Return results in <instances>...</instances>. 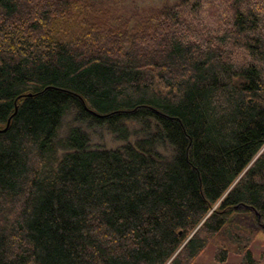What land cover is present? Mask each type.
<instances>
[{
  "label": "trees",
  "instance_id": "obj_1",
  "mask_svg": "<svg viewBox=\"0 0 264 264\" xmlns=\"http://www.w3.org/2000/svg\"><path fill=\"white\" fill-rule=\"evenodd\" d=\"M106 1L0 0V264H257L264 0Z\"/></svg>",
  "mask_w": 264,
  "mask_h": 264
},
{
  "label": "rangeland",
  "instance_id": "obj_2",
  "mask_svg": "<svg viewBox=\"0 0 264 264\" xmlns=\"http://www.w3.org/2000/svg\"><path fill=\"white\" fill-rule=\"evenodd\" d=\"M180 1L181 0H107L106 7L110 8L109 14H111V17L114 21H127L130 23V25L135 26L137 24H141L145 16L152 15V13L161 10L163 7L173 6ZM203 16V20L198 18L196 21L199 23V20H201L203 21L202 23L206 25L208 21L206 16ZM212 27V22L208 23L207 28L210 29ZM73 116L74 115L72 114H68L63 119L62 126L59 131L60 138L65 136L69 127L80 126L79 123L73 121ZM82 128L87 130L89 133L90 147L93 149H111L117 148L123 144V142L118 140L114 135L110 134L104 128L87 129L85 125H82ZM131 141H133V138H131ZM218 246L219 245L210 243L206 249L196 258L194 263L219 264L215 261V252ZM249 249L257 264H264V229L261 228L260 234L250 244ZM243 257V254H240L235 249H233L229 252L227 260L222 264H242Z\"/></svg>",
  "mask_w": 264,
  "mask_h": 264
},
{
  "label": "water",
  "instance_id": "obj_3",
  "mask_svg": "<svg viewBox=\"0 0 264 264\" xmlns=\"http://www.w3.org/2000/svg\"><path fill=\"white\" fill-rule=\"evenodd\" d=\"M9 121H10V119L8 120V124H9ZM260 225V227L262 228V229H264V223L263 224H259Z\"/></svg>",
  "mask_w": 264,
  "mask_h": 264
}]
</instances>
